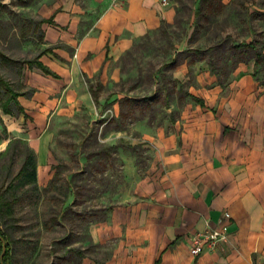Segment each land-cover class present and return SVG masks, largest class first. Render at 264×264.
Masks as SVG:
<instances>
[{
  "label": "crops",
  "instance_id": "obj_1",
  "mask_svg": "<svg viewBox=\"0 0 264 264\" xmlns=\"http://www.w3.org/2000/svg\"><path fill=\"white\" fill-rule=\"evenodd\" d=\"M175 13L174 0H44L50 49L40 60L53 73L36 66L33 91L20 103L44 122L62 100L67 109L89 103L84 76L99 74ZM255 69L251 59L225 83L198 72L170 130L144 135L159 154L142 173L129 167L136 177L132 171L121 199L92 223L96 250L81 264H264V78ZM185 72L176 68L178 77ZM34 145L44 186L51 178L44 145ZM208 227L226 230L227 239L193 254V236Z\"/></svg>",
  "mask_w": 264,
  "mask_h": 264
},
{
  "label": "rangeland",
  "instance_id": "obj_2",
  "mask_svg": "<svg viewBox=\"0 0 264 264\" xmlns=\"http://www.w3.org/2000/svg\"><path fill=\"white\" fill-rule=\"evenodd\" d=\"M198 1L174 0L172 22L135 38L99 74L84 76L89 103L67 109L68 101L62 100L53 120L40 121L26 107L25 115L5 113L0 88V130L7 129L0 153L11 138H22L35 150L38 174L34 144L41 141L51 175L36 191L15 189L20 199L11 216L1 219L11 238L12 264H81L77 250L94 256L92 223L104 219L121 199L132 171L136 177L129 167L142 173L159 154L144 135L170 130L199 71L209 70L225 83L250 61H235L239 55H232V46L264 40V0H224L227 5L212 10L216 19L210 23L196 22ZM43 6L44 0H0V74L26 96L37 79L36 66L27 61L45 48L40 39ZM210 62L219 75L212 73ZM182 64L186 72L178 77L176 68ZM38 128L37 136H29ZM23 151L24 143L0 154V190L17 182ZM10 191L6 195L12 199Z\"/></svg>",
  "mask_w": 264,
  "mask_h": 264
},
{
  "label": "trees",
  "instance_id": "obj_3",
  "mask_svg": "<svg viewBox=\"0 0 264 264\" xmlns=\"http://www.w3.org/2000/svg\"><path fill=\"white\" fill-rule=\"evenodd\" d=\"M224 5H227L224 0H199L198 1V7L196 10V22H201V19H204L205 21L213 22L216 18L215 12H212V10H220ZM51 19L42 18L40 20V24L44 22H50ZM166 22V21H162ZM169 23V22H167ZM149 33V32H148ZM146 33V34H148ZM145 34V35H146ZM40 39L42 42H44V32L42 30L40 34ZM234 48V52H232L233 56L235 57V61H242V60H251L254 59L256 63V69H255V76L257 78H264V40L255 39L253 38L250 41H243V42H236L232 46ZM48 48H43L34 58L27 61V63L31 66H38L41 67L46 73H53L47 66H45L40 58L41 56L49 51ZM198 51V50H197ZM239 52V54H237ZM210 65L212 67V73L219 75L218 69L214 66L212 62H210ZM262 75V76H261ZM0 88L3 89L5 100L2 104L3 111L5 113L13 114L14 112H17L19 114H26L25 107L20 103L19 96L23 94V92H19L16 90L11 82L7 79H5L0 74ZM189 94V93H188ZM197 100H200L196 96H194ZM7 138V129L6 127H3L2 130H0V140ZM24 143V158L22 161V164L18 170V172L15 174V179H17V182L15 184H11L9 188H5L3 190H0V254L3 250V245H6V252L4 254L3 259L0 257V264H12V246H11V238L8 232L5 230V228L2 225L1 219L5 216H11L13 213V203L18 202L20 197L17 193H15V189L21 188V187H32L35 191L38 190V178H37V156L35 153L34 148L19 137L11 138L8 142L7 147L4 151H2L0 154L5 155L9 152H11L12 148H17L19 145ZM16 153V150L13 151L11 154L12 158H14ZM13 161V160H12ZM11 190V191H10ZM11 192L14 197L12 199L7 198V193ZM18 195V196H17ZM22 195V194H21ZM77 253L84 257L82 251L77 250Z\"/></svg>",
  "mask_w": 264,
  "mask_h": 264
},
{
  "label": "built area",
  "instance_id": "obj_4",
  "mask_svg": "<svg viewBox=\"0 0 264 264\" xmlns=\"http://www.w3.org/2000/svg\"><path fill=\"white\" fill-rule=\"evenodd\" d=\"M225 215L230 216L229 212ZM227 239V231L220 228H206L204 231L197 232L193 236V244L191 252L193 254H199L202 251L203 246L209 243L211 246H215L217 242Z\"/></svg>",
  "mask_w": 264,
  "mask_h": 264
},
{
  "label": "water",
  "instance_id": "obj_5",
  "mask_svg": "<svg viewBox=\"0 0 264 264\" xmlns=\"http://www.w3.org/2000/svg\"><path fill=\"white\" fill-rule=\"evenodd\" d=\"M5 252H6V245L4 244L3 245V250H2V252L0 254L1 259H3Z\"/></svg>",
  "mask_w": 264,
  "mask_h": 264
}]
</instances>
